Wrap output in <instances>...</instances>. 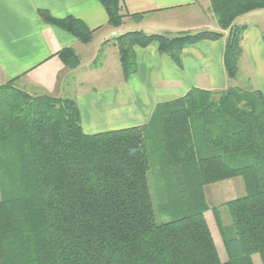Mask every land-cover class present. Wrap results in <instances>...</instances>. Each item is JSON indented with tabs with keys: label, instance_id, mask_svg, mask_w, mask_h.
Returning a JSON list of instances; mask_svg holds the SVG:
<instances>
[{
	"label": "trees",
	"instance_id": "obj_1",
	"mask_svg": "<svg viewBox=\"0 0 264 264\" xmlns=\"http://www.w3.org/2000/svg\"><path fill=\"white\" fill-rule=\"evenodd\" d=\"M98 1L108 24L119 26L120 0ZM210 7L220 31H129L115 38L125 80L136 71L134 47L156 43L180 64L185 45L223 37L224 69L235 79L244 26L234 20L263 9L264 0H210ZM39 15L83 43L91 39L92 31L74 17ZM59 57L69 67L79 62L71 49ZM153 165L166 188L175 185L180 193L181 211L168 222H156L148 182ZM236 177L244 194L222 204L230 217L225 225L219 207L208 206L204 188ZM207 210L219 228L225 261ZM254 255L264 264L259 90L191 88L157 104L145 125L86 134L72 98L30 95L14 80L0 86V264H254Z\"/></svg>",
	"mask_w": 264,
	"mask_h": 264
},
{
	"label": "crops",
	"instance_id": "obj_2",
	"mask_svg": "<svg viewBox=\"0 0 264 264\" xmlns=\"http://www.w3.org/2000/svg\"><path fill=\"white\" fill-rule=\"evenodd\" d=\"M120 6L122 22L113 27L98 0H0V86L14 80L30 95L72 98L86 134L145 125L157 104L178 99L191 88L240 87L259 90L264 97V8L234 20L244 26L235 79L224 69L223 37L185 45L180 64L160 53L156 43L134 47L136 71L125 80L115 45L119 35L220 28L210 0H120ZM39 10L55 18L78 19L92 31L90 41L83 43L43 21ZM135 14L139 19L130 16ZM63 49L78 57L76 66H67L59 57Z\"/></svg>",
	"mask_w": 264,
	"mask_h": 264
},
{
	"label": "rangeland",
	"instance_id": "obj_3",
	"mask_svg": "<svg viewBox=\"0 0 264 264\" xmlns=\"http://www.w3.org/2000/svg\"><path fill=\"white\" fill-rule=\"evenodd\" d=\"M148 182L152 195V202L157 223L168 222L174 219L181 211L177 204L180 196L178 188L174 185H164L163 178L158 175L156 165H153L148 173ZM205 199L210 207H219L220 217L225 225L230 224V217L227 210L222 206L223 203L236 199L244 194V185L241 177L225 180L223 182L210 184L204 188ZM168 199L170 204L168 205ZM173 202H176L175 204ZM179 203V201H178ZM209 228L212 231L214 242L221 259L227 260L226 250L222 241L219 228L215 222L211 210L204 213ZM254 264H261L257 255L253 256Z\"/></svg>",
	"mask_w": 264,
	"mask_h": 264
}]
</instances>
